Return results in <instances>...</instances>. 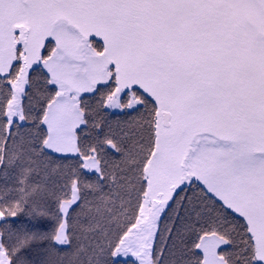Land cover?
I'll use <instances>...</instances> for the list:
<instances>
[{
  "label": "snow or ice",
  "instance_id": "obj_1",
  "mask_svg": "<svg viewBox=\"0 0 264 264\" xmlns=\"http://www.w3.org/2000/svg\"><path fill=\"white\" fill-rule=\"evenodd\" d=\"M0 264H264V0H0Z\"/></svg>",
  "mask_w": 264,
  "mask_h": 264
},
{
  "label": "rangeland",
  "instance_id": "obj_2",
  "mask_svg": "<svg viewBox=\"0 0 264 264\" xmlns=\"http://www.w3.org/2000/svg\"><path fill=\"white\" fill-rule=\"evenodd\" d=\"M228 13H227V10H225V15H227Z\"/></svg>",
  "mask_w": 264,
  "mask_h": 264
}]
</instances>
